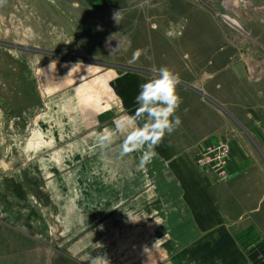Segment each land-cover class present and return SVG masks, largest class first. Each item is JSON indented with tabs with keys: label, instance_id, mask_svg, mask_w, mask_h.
Listing matches in <instances>:
<instances>
[{
	"label": "rangeland",
	"instance_id": "obj_1",
	"mask_svg": "<svg viewBox=\"0 0 264 264\" xmlns=\"http://www.w3.org/2000/svg\"><path fill=\"white\" fill-rule=\"evenodd\" d=\"M224 66L264 68V0H0V264H190L116 89L168 67L208 96Z\"/></svg>",
	"mask_w": 264,
	"mask_h": 264
},
{
	"label": "crops",
	"instance_id": "obj_2",
	"mask_svg": "<svg viewBox=\"0 0 264 264\" xmlns=\"http://www.w3.org/2000/svg\"><path fill=\"white\" fill-rule=\"evenodd\" d=\"M243 69L245 76L230 66L213 73L205 97L177 85L180 127L151 151L147 144L130 151L134 167L158 185L163 222L179 227L171 232L189 235L181 255L190 264H264V68L255 81ZM147 80L120 79L119 121L134 114ZM184 85L198 90L192 82ZM219 144L230 148L225 182L196 163L201 151Z\"/></svg>",
	"mask_w": 264,
	"mask_h": 264
},
{
	"label": "clouds",
	"instance_id": "obj_3",
	"mask_svg": "<svg viewBox=\"0 0 264 264\" xmlns=\"http://www.w3.org/2000/svg\"><path fill=\"white\" fill-rule=\"evenodd\" d=\"M118 14H115L117 17ZM155 78L143 82L135 97L137 107L134 114H125V123L116 132L125 134L123 153L148 145L151 151L166 134L173 133L182 121L177 110L182 103L177 94L179 76L168 67L157 70Z\"/></svg>",
	"mask_w": 264,
	"mask_h": 264
},
{
	"label": "built area",
	"instance_id": "obj_4",
	"mask_svg": "<svg viewBox=\"0 0 264 264\" xmlns=\"http://www.w3.org/2000/svg\"><path fill=\"white\" fill-rule=\"evenodd\" d=\"M146 1L151 2L154 0ZM229 155V146L227 144H219L201 151L197 157L196 163L200 169L213 173L219 182H225L228 179L226 164Z\"/></svg>",
	"mask_w": 264,
	"mask_h": 264
},
{
	"label": "water",
	"instance_id": "obj_5",
	"mask_svg": "<svg viewBox=\"0 0 264 264\" xmlns=\"http://www.w3.org/2000/svg\"><path fill=\"white\" fill-rule=\"evenodd\" d=\"M59 57H63V58H66V59H74V60H77V61H83V62H90V61L85 60V59L74 58L73 56L59 55ZM123 69H129V68H123ZM129 70H131V71H137V72L144 73V74H152V75H155V76L157 75V73H152V72H151V73H148L147 71H144V70H138V69H129ZM178 84L183 85V86H185V87H187V88H189V89L195 91L196 93H198V94L204 96L203 94H201L200 91H198V90H196V89H193V88H191V87H189V86H187V85H184V84H182V83H178ZM204 97H205V96H204Z\"/></svg>",
	"mask_w": 264,
	"mask_h": 264
},
{
	"label": "bare ground",
	"instance_id": "obj_6",
	"mask_svg": "<svg viewBox=\"0 0 264 264\" xmlns=\"http://www.w3.org/2000/svg\"><path fill=\"white\" fill-rule=\"evenodd\" d=\"M226 20V22H228V24H230L231 26L235 27V29L237 28L238 30H240V25L238 24V22L234 19H232L231 17H226L224 18Z\"/></svg>",
	"mask_w": 264,
	"mask_h": 264
}]
</instances>
